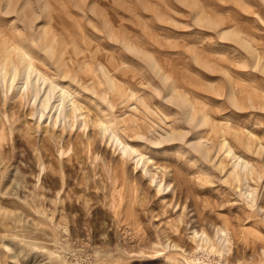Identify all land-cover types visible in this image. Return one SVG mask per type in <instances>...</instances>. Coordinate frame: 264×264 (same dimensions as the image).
Segmentation results:
<instances>
[{"label": "rangeland", "instance_id": "obj_1", "mask_svg": "<svg viewBox=\"0 0 264 264\" xmlns=\"http://www.w3.org/2000/svg\"><path fill=\"white\" fill-rule=\"evenodd\" d=\"M5 41L75 96L86 125L40 120L0 85V264H264V176L251 204L224 182L230 162L216 166L219 125L264 147V111L228 101L235 76L264 94L250 56L264 62V0H0ZM225 222L229 249L200 250L193 232L216 242Z\"/></svg>", "mask_w": 264, "mask_h": 264}, {"label": "bare ground", "instance_id": "obj_2", "mask_svg": "<svg viewBox=\"0 0 264 264\" xmlns=\"http://www.w3.org/2000/svg\"><path fill=\"white\" fill-rule=\"evenodd\" d=\"M230 34L239 45L244 46L245 43L240 39V36L238 34L234 32ZM246 46H248V44ZM254 54L255 53H253V56L252 54L250 55L252 58V65L256 69L261 68V71L263 72L264 62L260 63V60ZM31 57L32 56L29 52V49L21 42L16 43V46L7 44V41L0 43V85L3 90L5 92L15 91L16 97H20L22 99L26 98L31 103V106L34 107L33 116L37 115L40 120L44 118L46 121L49 120V122L53 125L63 124L64 128V125L66 124L70 128H72L73 124L77 123L79 118V120H82L81 126L86 125L85 117L82 115V113L79 114V111L81 109L78 107L79 104H77L76 106L75 96L67 91L62 85L60 86L56 84L54 80L52 81L51 78H48V75L45 76V73L41 72V70H38L34 66ZM44 65H46V63ZM60 72L61 73L59 74L63 78H68L70 76H67L68 73H64L62 67L60 69ZM71 78L72 77L70 76V79ZM228 81H230L228 101L233 108L238 111H242L245 108H258L264 111V94L262 96H259L255 93H252V90L249 91L248 88L246 89L245 86H241L236 80V76L232 78V80ZM79 84L80 83L78 82L77 85L80 86ZM250 86L252 87V85ZM254 86H257L258 88L259 85ZM260 87L261 86H259V88ZM254 88L252 87V89ZM261 90L259 91L261 92ZM219 94H221L222 97V92H220ZM190 116L191 115H188V119H190L191 121L192 118ZM99 122L100 121H98V126L101 130V133L107 134L109 128ZM218 128L219 131L222 132V138L219 143V150L217 155L221 154V156H223L224 158L222 160H219V157L216 155L218 157V160L216 161L217 169L222 171L223 160H228L230 162V170L228 173H226L227 175L225 176L224 182L228 183V185L232 183H235L238 186L241 185L244 189L243 196L248 199L251 204L255 203L257 205L255 189L251 187L250 183L253 182L254 184H256L257 181L259 182L260 180H262L264 176V170L257 160L254 162L249 161L246 156L240 154L238 149H243V151H246L249 154H254L258 159H264V154H262L264 147L262 146L263 144L261 143V140L257 138L256 134H254V132L249 127H242L239 124H226V126L219 125ZM246 129L248 130V132L245 134L244 132L246 131ZM182 134L179 133L177 135L179 139L182 138ZM110 139L114 142H118L114 135H111ZM118 143L119 146H121V151L124 156L135 154L136 158H138V162H141L143 167L146 166L148 159H146L141 154H137L136 151L123 145L122 143ZM195 147L198 150L196 152L205 156L207 155L208 150L200 142V139H198V141L195 143ZM144 173L146 175H149V171L147 170V168L145 169ZM150 179L152 182L155 181L151 176ZM155 185L158 192L164 190H161V182L155 183ZM262 208H264V205L262 206ZM192 236L194 240H197V242H199L197 244L200 245V250H203V248H207L219 256L221 254V251L229 249L231 241L229 236V227L226 222L225 225L222 224L219 228L216 229V242L214 240V242H212L204 232L198 234L194 231Z\"/></svg>", "mask_w": 264, "mask_h": 264}]
</instances>
